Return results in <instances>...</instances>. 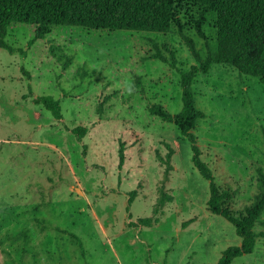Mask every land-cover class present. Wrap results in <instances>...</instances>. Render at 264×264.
<instances>
[{
	"label": "rangeland",
	"instance_id": "374dc122",
	"mask_svg": "<svg viewBox=\"0 0 264 264\" xmlns=\"http://www.w3.org/2000/svg\"><path fill=\"white\" fill-rule=\"evenodd\" d=\"M197 12L185 0L180 17L205 59L216 52L215 17L206 16L205 40L193 24ZM184 37L176 27L168 34L57 27L43 38L30 25L9 28L10 48L0 46V264H218L241 245L235 226L207 208L209 182L189 140L150 112L155 104L172 114L183 108L180 72L198 65ZM193 87L206 114L194 130L201 158L230 192L229 207L242 210L264 170V85L214 64ZM38 96L58 100L63 119L35 105ZM78 126L87 128L81 141L72 132ZM167 145L169 181L158 158ZM161 190L172 201L155 212ZM145 217L159 222L140 226ZM255 231L264 232V213ZM233 264H264V238Z\"/></svg>",
	"mask_w": 264,
	"mask_h": 264
},
{
	"label": "trees",
	"instance_id": "16d2710c",
	"mask_svg": "<svg viewBox=\"0 0 264 264\" xmlns=\"http://www.w3.org/2000/svg\"><path fill=\"white\" fill-rule=\"evenodd\" d=\"M185 0H0V46L9 49L4 41L9 28L14 24H25L36 28L37 37L43 38L50 33L51 28L81 27L88 30H103L109 32L132 31L145 33L168 34L172 27L184 37L185 26L180 17L181 5ZM198 8V19L193 20L194 27L200 37L207 40L202 27L206 16L211 13L215 17L213 23L216 32V52L208 54L203 59L195 41L185 38L191 54L197 60L188 71H181L180 85L182 88L183 108L177 114L170 113L161 104L150 107V112L163 121L173 122L183 137L191 144L194 166L202 177L209 182L208 210L230 221L242 239L239 246L227 248L218 264H233L243 255L254 252L258 238H264V232L256 233L255 225L264 213V170H257V186L259 192L251 204L242 210L234 211L228 205L231 194L223 190L215 181L212 169L201 158V150L197 144L194 130L198 121L206 114L195 104L194 82L199 74H208L214 64H225L234 67L242 75L251 76L264 85V0H189ZM168 50V47L165 46ZM172 55V66L177 60ZM168 63V59L160 52L154 55ZM140 84V83H138ZM35 105L43 106L53 117L63 119L60 102L53 96H38L33 100ZM101 101L99 112L105 108ZM78 140H82L87 128L78 126L72 130ZM138 133L133 135L137 137ZM166 157L158 154V158L166 165L165 180L169 181L174 149L167 145ZM126 143L120 145L119 169L126 163ZM162 197L157 205L158 210L167 202L172 201L161 190ZM137 196L136 191L130 193L131 204ZM152 217L139 219L140 226L153 227ZM27 238V234L24 235Z\"/></svg>",
	"mask_w": 264,
	"mask_h": 264
},
{
	"label": "water",
	"instance_id": "95a60500",
	"mask_svg": "<svg viewBox=\"0 0 264 264\" xmlns=\"http://www.w3.org/2000/svg\"><path fill=\"white\" fill-rule=\"evenodd\" d=\"M78 192H79V193H82V192L80 191V189H78Z\"/></svg>",
	"mask_w": 264,
	"mask_h": 264
}]
</instances>
